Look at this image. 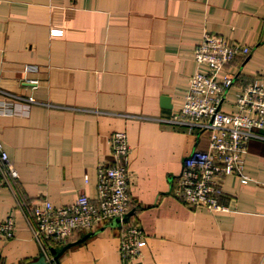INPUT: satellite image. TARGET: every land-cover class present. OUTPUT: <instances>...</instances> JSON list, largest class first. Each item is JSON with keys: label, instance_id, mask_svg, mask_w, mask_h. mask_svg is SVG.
I'll use <instances>...</instances> for the list:
<instances>
[{"label": "crops", "instance_id": "1", "mask_svg": "<svg viewBox=\"0 0 264 264\" xmlns=\"http://www.w3.org/2000/svg\"><path fill=\"white\" fill-rule=\"evenodd\" d=\"M208 30L252 47L229 65L235 83L222 106L233 111L237 93L264 76V0H0V136L19 173L15 188H0V221H17L0 264L43 255L33 202L97 198L116 130L129 136L131 219L147 245L127 263L115 222L78 229L57 246L71 243L58 264H264V137L244 154L248 181L223 179L230 210L198 209L174 192L184 158L209 143L208 133L167 120L182 108Z\"/></svg>", "mask_w": 264, "mask_h": 264}, {"label": "built area", "instance_id": "2", "mask_svg": "<svg viewBox=\"0 0 264 264\" xmlns=\"http://www.w3.org/2000/svg\"><path fill=\"white\" fill-rule=\"evenodd\" d=\"M252 47L230 37L205 31L202 41L194 48L196 70L185 91L182 108L167 120L185 124L190 131L208 133L206 148H195L184 158V166L177 177L175 194L185 203L210 211L230 210L221 201L224 177L239 174L247 182L244 172L245 152L254 137H264V76L256 75L236 95L235 110H225L223 103L235 77L230 63L237 57L250 55ZM33 70V67L28 69ZM35 87L39 79L28 78ZM36 100L35 95L28 97ZM112 160L99 167L98 196L91 198L81 192L71 204L55 205L50 199L33 202L28 215L35 239L43 255L51 264H58L54 251L66 244L75 230H95L113 224L120 233V253L125 262L137 259L147 245L144 228L131 219L134 208L129 168L131 151L128 133L114 131L109 138ZM19 177L14 160L5 149L0 136V188H15ZM17 221L8 215L0 221V242L15 237Z\"/></svg>", "mask_w": 264, "mask_h": 264}, {"label": "water", "instance_id": "3", "mask_svg": "<svg viewBox=\"0 0 264 264\" xmlns=\"http://www.w3.org/2000/svg\"><path fill=\"white\" fill-rule=\"evenodd\" d=\"M163 100H164V103L166 104V106H170L171 103H170V97L169 96H163L162 97ZM133 212V211H132ZM131 212V213H132ZM115 223H117L118 221L115 220L114 221ZM71 245V243L67 244L61 251L57 252V259L59 258V256L61 255V253ZM54 251L56 252V249H54ZM24 264H51L50 261L46 258L45 255H42L40 258H38L37 260H33V261H29V262H26Z\"/></svg>", "mask_w": 264, "mask_h": 264}]
</instances>
